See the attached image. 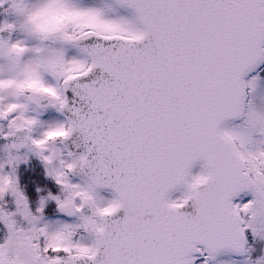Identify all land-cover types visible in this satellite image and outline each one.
<instances>
[{
	"label": "snow or ice",
	"instance_id": "snow-or-ice-1",
	"mask_svg": "<svg viewBox=\"0 0 264 264\" xmlns=\"http://www.w3.org/2000/svg\"><path fill=\"white\" fill-rule=\"evenodd\" d=\"M0 264H264V0H0Z\"/></svg>",
	"mask_w": 264,
	"mask_h": 264
},
{
	"label": "flooded vegetation",
	"instance_id": "flooded-vegetation-1",
	"mask_svg": "<svg viewBox=\"0 0 264 264\" xmlns=\"http://www.w3.org/2000/svg\"><path fill=\"white\" fill-rule=\"evenodd\" d=\"M38 174L39 173H41L42 172V169H40L39 167H38ZM38 174H36L35 175V180L36 181H38V183H40V180H39V178H38ZM40 176V175H39ZM26 177H28L27 175H26ZM33 177L32 176H29L28 178H26L27 179V181H29V180H31ZM42 179H43V177H42ZM44 180V179H43ZM46 182V181H45ZM28 192L30 193V194H32L33 192H34V189H33V187L31 186V184L29 183V185H28Z\"/></svg>",
	"mask_w": 264,
	"mask_h": 264
},
{
	"label": "rangeland",
	"instance_id": "rangeland-1",
	"mask_svg": "<svg viewBox=\"0 0 264 264\" xmlns=\"http://www.w3.org/2000/svg\"><path fill=\"white\" fill-rule=\"evenodd\" d=\"M37 169H38V167H37ZM37 171V173H38V170H36ZM26 175L29 177V176H32L31 174H28V173H26L25 174V176H24V180L25 181H27V179L26 178H28V177H26ZM40 174H38V178H39V180H40V183L39 184H41V185H43V184H45L46 182H45V180H43L42 179V175H40ZM32 186V185H31Z\"/></svg>",
	"mask_w": 264,
	"mask_h": 264
}]
</instances>
